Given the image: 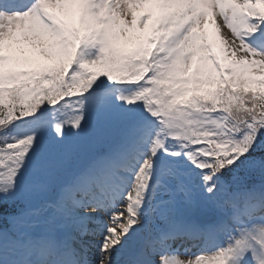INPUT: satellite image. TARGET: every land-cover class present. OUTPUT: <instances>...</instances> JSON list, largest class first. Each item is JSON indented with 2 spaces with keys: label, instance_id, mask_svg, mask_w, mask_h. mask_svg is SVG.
Here are the masks:
<instances>
[{
  "label": "snow or ice",
  "instance_id": "1",
  "mask_svg": "<svg viewBox=\"0 0 264 264\" xmlns=\"http://www.w3.org/2000/svg\"><path fill=\"white\" fill-rule=\"evenodd\" d=\"M0 264H264V0H0Z\"/></svg>",
  "mask_w": 264,
  "mask_h": 264
}]
</instances>
